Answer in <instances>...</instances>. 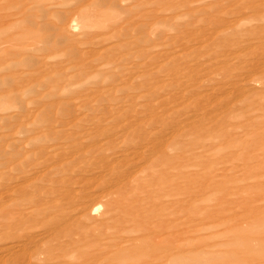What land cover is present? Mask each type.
<instances>
[{
	"label": "rangeland",
	"instance_id": "rangeland-1",
	"mask_svg": "<svg viewBox=\"0 0 264 264\" xmlns=\"http://www.w3.org/2000/svg\"><path fill=\"white\" fill-rule=\"evenodd\" d=\"M0 264H264V0H0Z\"/></svg>",
	"mask_w": 264,
	"mask_h": 264
},
{
	"label": "bare ground",
	"instance_id": "bare-ground-1",
	"mask_svg": "<svg viewBox=\"0 0 264 264\" xmlns=\"http://www.w3.org/2000/svg\"><path fill=\"white\" fill-rule=\"evenodd\" d=\"M170 206V205H169ZM156 209V208H155ZM154 234V233H153ZM155 235V234H154ZM152 237V236H151Z\"/></svg>",
	"mask_w": 264,
	"mask_h": 264
}]
</instances>
